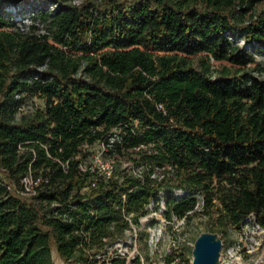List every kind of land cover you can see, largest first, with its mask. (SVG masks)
I'll list each match as a JSON object with an SVG mask.
<instances>
[{"label":"trees","instance_id":"1","mask_svg":"<svg viewBox=\"0 0 264 264\" xmlns=\"http://www.w3.org/2000/svg\"><path fill=\"white\" fill-rule=\"evenodd\" d=\"M257 1L0 0V264H52L53 247L96 264L88 250L138 222L166 163L186 189L217 181L210 198L234 226L252 213L264 226V76L250 66L264 55V11L245 15ZM210 58L235 68L213 74ZM114 128L109 155L153 144L151 162L83 191V146ZM29 170L43 177L34 199L16 190Z\"/></svg>","mask_w":264,"mask_h":264},{"label":"rangeland","instance_id":"2","mask_svg":"<svg viewBox=\"0 0 264 264\" xmlns=\"http://www.w3.org/2000/svg\"><path fill=\"white\" fill-rule=\"evenodd\" d=\"M20 1V6L26 8V0ZM9 9L13 11V15L20 17L14 6L10 5ZM263 11L264 0H260L245 15L247 18L256 17ZM203 54L190 56L198 68L201 67L199 57ZM209 62L213 74L226 67L232 72L235 68V65L227 60L210 58ZM250 66L258 67L255 72L264 76V55L257 54L256 62ZM33 106L44 108L45 100L34 95ZM112 131L120 134L121 128H114ZM98 147L97 144L83 146L87 160L90 161L91 154ZM141 147H126L123 153H115L117 160L114 171L127 170L141 174L151 162V157L146 154H151L156 148L153 144ZM104 156L106 159L111 157L108 153ZM183 174L181 170L168 163L159 167L153 177L161 179L160 192L157 196L150 197V203L139 215L138 222L128 215L129 227L124 230V235L104 237L103 247L98 248L95 245L94 249L88 250L89 259L96 264H194L192 261L194 241L201 232L210 230L221 235L223 240L224 248L219 264H264V226L257 222L253 214L246 217L239 227L234 226L225 214L220 199L214 195L212 199L210 198L211 194L216 192L217 181L205 182L208 185H204L203 191L199 192L182 187ZM82 190L89 191L86 186H83ZM190 196L196 197L197 202L187 216L179 217L171 213L170 207L173 208L175 202L186 200ZM53 249L52 264H67L57 249L55 247Z\"/></svg>","mask_w":264,"mask_h":264},{"label":"built area","instance_id":"3","mask_svg":"<svg viewBox=\"0 0 264 264\" xmlns=\"http://www.w3.org/2000/svg\"><path fill=\"white\" fill-rule=\"evenodd\" d=\"M81 1L82 0H72L74 4H78ZM243 43V40H241V44ZM160 106L162 105L160 104ZM121 139L122 137L119 133L112 131L106 138L100 139L95 143L99 147L91 154L90 161L87 160L88 158L82 157L79 169L83 172H90L88 182L84 185L88 189L95 187L99 179H108L115 173L116 154H111V157L108 159L105 158L104 154H106L116 142H122ZM42 180L43 177L41 175H36L29 170L22 176L20 186L16 187V190L18 194L34 199L35 195L38 193V186ZM252 214L256 218L255 214Z\"/></svg>","mask_w":264,"mask_h":264},{"label":"water","instance_id":"4","mask_svg":"<svg viewBox=\"0 0 264 264\" xmlns=\"http://www.w3.org/2000/svg\"><path fill=\"white\" fill-rule=\"evenodd\" d=\"M192 250L194 264H219L224 248L221 235L204 230L195 239Z\"/></svg>","mask_w":264,"mask_h":264},{"label":"bare ground","instance_id":"5","mask_svg":"<svg viewBox=\"0 0 264 264\" xmlns=\"http://www.w3.org/2000/svg\"><path fill=\"white\" fill-rule=\"evenodd\" d=\"M222 254V253H221Z\"/></svg>","mask_w":264,"mask_h":264}]
</instances>
